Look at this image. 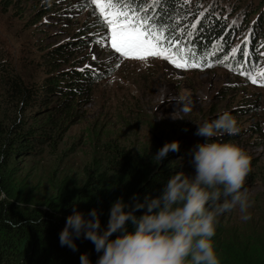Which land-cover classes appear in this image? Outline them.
I'll return each instance as SVG.
<instances>
[{
  "label": "rangeland",
  "instance_id": "obj_1",
  "mask_svg": "<svg viewBox=\"0 0 264 264\" xmlns=\"http://www.w3.org/2000/svg\"><path fill=\"white\" fill-rule=\"evenodd\" d=\"M45 1L19 0L10 6L0 0V119L5 121L13 116L8 89L41 86L46 80L44 75L55 71L43 54L51 46L70 42L64 60L57 64L58 70L72 63L100 74L101 79L95 82L90 94L69 99L70 106L64 104L59 94L39 106L35 125H42L52 115L58 126L51 129L52 138L42 141L33 154L17 161L22 154L13 152L10 164L15 178L26 187V201L13 203V207L45 209L43 202L54 194L60 181L84 179L94 153L103 145L101 141L119 145L139 155L138 158H148L165 142L177 140L180 151L171 152V162L186 166L189 170L185 171L194 174L191 152L202 138L195 134L194 122L212 120L228 111L236 118L239 132L230 139L224 135L221 141L239 145L252 160L245 187L254 203L249 209L250 219L242 220L237 211L226 213L219 218L217 229L238 253L255 257L264 252V78L260 76L264 73H260L264 56L259 63L254 60L256 73L251 78L216 61L210 63L206 57L201 59L200 67L187 68H178L162 56L143 60L125 57L112 48L109 28L105 29V42L97 43L89 36L96 31L92 26L94 16L101 18L91 0L84 9L77 6L78 0H51L42 5ZM213 1L219 2L227 26L234 29L233 47H226L218 57L228 49L234 52L245 47L247 42L255 44L256 28L264 32V3L246 19L259 0H248L245 17L238 15L244 11L243 6L231 14V7L224 0H202L192 11L193 18H201L205 13L202 7L206 4L207 8ZM49 4L53 6L37 15ZM258 12L261 14L257 18ZM252 49L249 47V51ZM58 105L61 107L55 108ZM182 107L189 110L181 111ZM254 122L260 130L249 128ZM0 201L7 200L3 197Z\"/></svg>",
  "mask_w": 264,
  "mask_h": 264
},
{
  "label": "trees",
  "instance_id": "obj_2",
  "mask_svg": "<svg viewBox=\"0 0 264 264\" xmlns=\"http://www.w3.org/2000/svg\"><path fill=\"white\" fill-rule=\"evenodd\" d=\"M50 1L46 0L42 5ZM78 1L80 3L77 6H82L80 8L84 9L88 0ZM201 1L130 0V3L133 11L151 21L153 30H159L167 38L169 50L174 49L180 57L198 64L206 57L210 63L216 61L233 72L241 75L243 73L246 78L255 76L254 60L259 63L264 56V32L256 28L258 39L255 44L247 42L245 47L234 52H229L228 49L218 57L226 47H233L231 38L234 29L227 26V19L223 18V11L220 10L222 7L215 1L209 2L207 8L205 4V7H202L205 13L195 20L192 11L197 8V4L201 5ZM224 1L228 2V8L231 7V14L237 13V7L243 6L244 11L238 15L246 16L248 0ZM1 2L11 6L19 0H1ZM258 3L259 5L252 12L248 10L251 13L245 17L246 19L260 9L262 6L260 3H264V0H259ZM51 6L53 5L42 7L37 15H41ZM223 8L226 10V6ZM219 12H221L220 16ZM260 14L257 13V18ZM94 17L92 26L96 31L90 32L89 36L97 43L105 42L106 26L101 18L97 15ZM261 25H264V21ZM69 47L70 42H66L51 46L44 51V57L48 60V64L54 66L55 71H48L44 75L46 80L41 82V86L18 88V90L12 86L11 90L8 89L11 100L8 102L13 104L10 113L13 116L5 121L3 117L0 119V192L4 193L7 200L0 201V264H80L79 257L84 252L89 254L90 260L95 264L99 254L95 252L91 241L83 237L77 239V251H72L66 246L62 247L59 243V232L73 207L83 211L85 215L92 208H97L101 225L106 226L111 204L118 197L123 196L125 201H129L133 193H138L141 200L145 195L156 196L171 174L181 168L189 170L186 166L172 163L171 152L157 165L152 159L154 153L148 155V158H138L139 155H134L132 151L130 153L119 145L101 141L103 145L94 153L84 179L81 182L67 178L60 181L54 194L43 202L45 209L13 207V203L26 201L23 199L26 187L22 182L17 181L10 164L14 157L13 152L22 154L17 161L33 154L42 141L52 138L54 132L51 135L50 131L58 126L52 115H49L42 125H35L34 117L41 109L39 106L45 105L48 98L54 94H59L66 102L64 104L70 106L69 99L90 94L95 82L101 79L100 74L72 63L58 70L57 64L59 60H64L68 52L66 49ZM249 47H253L252 51H249ZM260 76L264 78L262 74ZM60 107L61 105H58L55 108ZM30 109H33L32 113L26 114ZM249 128L260 130L256 122ZM231 137L229 136L228 139ZM219 138L223 140L222 137ZM184 140V144L188 145V139L184 138ZM197 142L203 143L205 138L202 137ZM143 211V209L138 210L136 215H141ZM213 243L221 264H264V252L255 257L245 252L238 253L224 241L217 228Z\"/></svg>",
  "mask_w": 264,
  "mask_h": 264
},
{
  "label": "clouds",
  "instance_id": "obj_3",
  "mask_svg": "<svg viewBox=\"0 0 264 264\" xmlns=\"http://www.w3.org/2000/svg\"><path fill=\"white\" fill-rule=\"evenodd\" d=\"M194 123L195 134L205 138L191 152L194 174L183 168L175 171L158 195H145L143 200L138 193L129 201L118 197L106 226L97 208L85 215L73 207L59 232L60 245L77 251V239L91 241L99 254L95 264H221L213 243L219 218L233 211L242 220L251 218L254 201L245 187L251 160L239 145L212 139L239 132L230 112ZM179 151V141H168L152 159L159 165L169 152ZM141 209L143 213L136 215ZM79 259L80 264H93L87 252Z\"/></svg>",
  "mask_w": 264,
  "mask_h": 264
},
{
  "label": "snow or ice",
  "instance_id": "obj_4",
  "mask_svg": "<svg viewBox=\"0 0 264 264\" xmlns=\"http://www.w3.org/2000/svg\"><path fill=\"white\" fill-rule=\"evenodd\" d=\"M91 3L110 29L111 45L117 53L140 60L148 56H162L178 68L201 66L180 57L174 49L169 51L167 38L159 30H153L151 21L133 11L130 0H91ZM253 83H256L255 79Z\"/></svg>",
  "mask_w": 264,
  "mask_h": 264
}]
</instances>
